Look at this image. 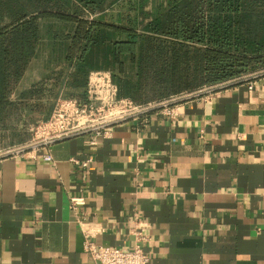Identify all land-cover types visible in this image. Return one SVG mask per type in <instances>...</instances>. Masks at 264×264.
Returning a JSON list of instances; mask_svg holds the SVG:
<instances>
[{
  "label": "crops",
  "instance_id": "1",
  "mask_svg": "<svg viewBox=\"0 0 264 264\" xmlns=\"http://www.w3.org/2000/svg\"><path fill=\"white\" fill-rule=\"evenodd\" d=\"M31 64L14 98L55 66L22 85ZM215 86L175 119L151 111L97 145L57 142L54 163L0 158V264H90L86 241L130 250L136 230L150 264H264V70ZM71 195L86 198L80 217Z\"/></svg>",
  "mask_w": 264,
  "mask_h": 264
},
{
  "label": "trees",
  "instance_id": "2",
  "mask_svg": "<svg viewBox=\"0 0 264 264\" xmlns=\"http://www.w3.org/2000/svg\"><path fill=\"white\" fill-rule=\"evenodd\" d=\"M122 1L0 0V147L8 129L25 140L58 99H85L92 71H111L118 97L144 105L264 70V0H168L147 22L136 0L100 18ZM44 20L73 30L50 72L14 98Z\"/></svg>",
  "mask_w": 264,
  "mask_h": 264
},
{
  "label": "built area",
  "instance_id": "3",
  "mask_svg": "<svg viewBox=\"0 0 264 264\" xmlns=\"http://www.w3.org/2000/svg\"><path fill=\"white\" fill-rule=\"evenodd\" d=\"M215 89V85L206 86L162 101L138 105L130 99L118 97V86L113 81L111 71H92L85 99H59L50 119L37 123L32 128L31 138L25 143L0 149V158L41 156L45 162L54 163L51 149L57 142L82 136L91 145H97L99 139L111 136L113 127L120 123L129 119H143L142 122L146 123L145 117L151 111L175 119L179 115L177 107L181 102L211 93ZM70 161L78 168H87L93 159L80 160L73 157ZM85 204L84 196H70V209L79 217ZM135 233L137 243L130 250L99 246L86 241V251L92 258L90 264H150L151 258L142 246L145 237L138 230Z\"/></svg>",
  "mask_w": 264,
  "mask_h": 264
},
{
  "label": "rangeland",
  "instance_id": "4",
  "mask_svg": "<svg viewBox=\"0 0 264 264\" xmlns=\"http://www.w3.org/2000/svg\"><path fill=\"white\" fill-rule=\"evenodd\" d=\"M133 1L135 2L136 0H133ZM134 2H129L128 5L125 6V7L128 6L129 7L128 9H124L122 6L115 7V9L107 12V14H105L103 17H100V18L106 19L107 21H111L113 19V16L115 18V14H117L122 9L128 10V11L130 10L131 12H133ZM167 2L168 0H156L157 5L159 3L160 5L161 4L166 5ZM153 12H155V9L145 10V15H144L145 19H142V18L140 19L146 20V22L149 21L152 18ZM42 23H43V28H44L43 29L44 35L42 37L43 43L40 42V45L38 47V53H39L38 58H35V60L32 62L28 76L26 77L22 85L24 84L27 85L28 83L33 81L39 75V71L41 69L45 72L48 69V66H49L48 64L49 63L51 64V61H54V64H55L57 62L56 60L60 59L62 52H64L63 49L65 48L64 46L66 45L67 39L69 37L68 35L73 30L72 25L66 24V23H63L57 20H44L42 21ZM44 76L42 77V79L44 78ZM34 126L35 125L30 126V128H28L29 131L24 130V132H27V133H25L24 138L26 139L23 141H20V137L13 136L14 130L8 129L6 132H4L6 137L3 140L0 149H5V148H8L14 145H20L28 141L32 136V128ZM20 131H22V129Z\"/></svg>",
  "mask_w": 264,
  "mask_h": 264
}]
</instances>
